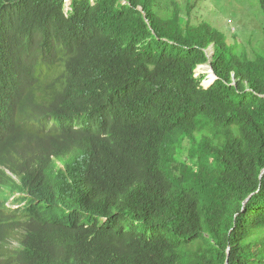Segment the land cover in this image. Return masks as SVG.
<instances>
[{
    "label": "trees",
    "instance_id": "obj_1",
    "mask_svg": "<svg viewBox=\"0 0 264 264\" xmlns=\"http://www.w3.org/2000/svg\"><path fill=\"white\" fill-rule=\"evenodd\" d=\"M148 4L0 0V264H264V28Z\"/></svg>",
    "mask_w": 264,
    "mask_h": 264
},
{
    "label": "rangeland",
    "instance_id": "obj_2",
    "mask_svg": "<svg viewBox=\"0 0 264 264\" xmlns=\"http://www.w3.org/2000/svg\"><path fill=\"white\" fill-rule=\"evenodd\" d=\"M143 4L148 2L147 8L160 20H171L178 15L177 23L181 30L185 27H200L217 33L226 45L243 48L248 54L252 50L262 48V31L264 15L256 0H139ZM70 0H65L64 11L69 10ZM123 4L125 1L122 2ZM189 22V24H188ZM208 61L196 68V75H205L202 87L209 86L208 74L212 72L211 59L213 46L205 51ZM205 72V74H204ZM212 76V75H211ZM185 158L187 155L184 156ZM10 211L21 209L23 204L8 202ZM23 215V213L21 214ZM8 248L17 247L15 241L9 243Z\"/></svg>",
    "mask_w": 264,
    "mask_h": 264
},
{
    "label": "bare ground",
    "instance_id": "obj_3",
    "mask_svg": "<svg viewBox=\"0 0 264 264\" xmlns=\"http://www.w3.org/2000/svg\"><path fill=\"white\" fill-rule=\"evenodd\" d=\"M204 74H205V72H204ZM211 75H212V73L209 72V74H208V79H209V80H208V82H207V83H209V84H210L211 81L213 80V75H212V76H211Z\"/></svg>",
    "mask_w": 264,
    "mask_h": 264
},
{
    "label": "water",
    "instance_id": "obj_4",
    "mask_svg": "<svg viewBox=\"0 0 264 264\" xmlns=\"http://www.w3.org/2000/svg\"><path fill=\"white\" fill-rule=\"evenodd\" d=\"M212 73V72H211ZM213 75V80L211 81V84L213 83V81L216 79V76L214 75V73H212ZM210 86V85H209Z\"/></svg>",
    "mask_w": 264,
    "mask_h": 264
},
{
    "label": "clouds",
    "instance_id": "obj_5",
    "mask_svg": "<svg viewBox=\"0 0 264 264\" xmlns=\"http://www.w3.org/2000/svg\"><path fill=\"white\" fill-rule=\"evenodd\" d=\"M215 80H216V79H215ZM215 80H214V81H215ZM214 81H213V82H214ZM209 85H211V83H210ZM208 87H209V86H207L206 88H208ZM10 200H11V199H10ZM8 202H9V201H8ZM8 202L6 203V206H7V208L10 210V208L8 207Z\"/></svg>",
    "mask_w": 264,
    "mask_h": 264
}]
</instances>
